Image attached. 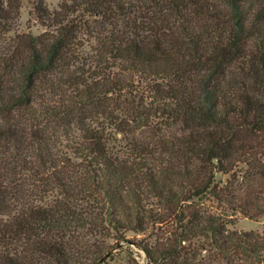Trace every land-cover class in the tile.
I'll return each instance as SVG.
<instances>
[{"label": "trees", "instance_id": "trees-1", "mask_svg": "<svg viewBox=\"0 0 264 264\" xmlns=\"http://www.w3.org/2000/svg\"><path fill=\"white\" fill-rule=\"evenodd\" d=\"M31 2L38 34L0 0V264H98L53 235L78 229L161 231L148 264H264V231L232 229L264 216V0ZM137 88L163 132L120 149L136 117L112 100ZM11 150L39 166L32 201Z\"/></svg>", "mask_w": 264, "mask_h": 264}, {"label": "rangeland", "instance_id": "rangeland-1", "mask_svg": "<svg viewBox=\"0 0 264 264\" xmlns=\"http://www.w3.org/2000/svg\"><path fill=\"white\" fill-rule=\"evenodd\" d=\"M22 2L23 7L17 32H33L36 34L40 33L43 31V28L31 14V0H22ZM45 2L48 8L51 11H54L59 10L64 0H45ZM89 48L90 47L86 44L85 50H89ZM112 103L116 104L115 107L123 108V110L129 112L130 115L132 114L134 117H136V122H133L135 128H133L134 130L130 134L115 135L116 140H114L113 144L116 147L122 149L129 143L130 140L134 138H139L143 141H151L157 133L160 134L163 132V128L159 129L161 127L159 119L146 115L148 111H146L147 109L145 106L149 104V100L141 93V90L138 88L134 89L132 93H127V95L120 98L118 102L113 99ZM12 152L13 151L11 150L7 152V155H3L5 161L2 163V166L6 165L9 167V174L10 178L13 180L12 185L14 187L12 195L17 197L23 196V203L28 202V198H30L32 201L33 197L36 198V196H40V192L46 188L42 187L41 189H38L34 185L35 179H37V174L40 173L39 166L34 162L28 163L27 167L20 165L19 161L14 156L15 153ZM67 168L71 172H78L81 174L79 166L76 168L73 164H70ZM36 184L37 186H40L39 183ZM77 201L79 204H81L86 212H93L91 210L92 208L83 199L82 195L78 197ZM212 205L215 207L217 206L215 203H212ZM233 228L237 230H256L263 232L264 216L254 220L246 218L240 214L238 223L232 227V229ZM158 233L160 234L161 231H151L148 235L137 237L133 232H129L127 238L130 241L121 242L118 244L114 243L112 239L106 238L91 229H78L68 233H54L53 235L58 236L61 239L70 240L72 242V247L75 249L87 252H97L98 250L100 253H103L102 259L98 264H148L147 258L141 247L138 245L137 241L143 240V242H151V240L155 239V234ZM39 234L40 233L38 232L35 233V237L39 236ZM26 237L28 238L30 235H27ZM90 252H88V254ZM85 256L88 255L85 254Z\"/></svg>", "mask_w": 264, "mask_h": 264}]
</instances>
